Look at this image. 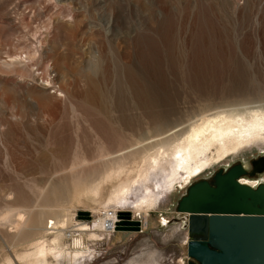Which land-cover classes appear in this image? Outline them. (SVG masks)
<instances>
[{
	"label": "rangeland",
	"instance_id": "rangeland-1",
	"mask_svg": "<svg viewBox=\"0 0 264 264\" xmlns=\"http://www.w3.org/2000/svg\"><path fill=\"white\" fill-rule=\"evenodd\" d=\"M29 52L39 62L11 64ZM229 111L264 112V0H0V264H25L42 237L55 248L57 232L66 254L50 264H192L178 213L188 188L169 186L171 157L128 203L107 202L115 183L99 196L87 188L122 149L139 153L124 160L135 177L169 130ZM250 142L219 161L212 147L192 184L264 156V137ZM148 194L159 205L135 215L129 207ZM110 209L147 228L103 232Z\"/></svg>",
	"mask_w": 264,
	"mask_h": 264
},
{
	"label": "bare ground",
	"instance_id": "bare-ground-1",
	"mask_svg": "<svg viewBox=\"0 0 264 264\" xmlns=\"http://www.w3.org/2000/svg\"><path fill=\"white\" fill-rule=\"evenodd\" d=\"M41 57V54L37 55L36 53L31 54V52H29L25 58H23L22 55L12 58L11 64L26 68L29 62H36L37 60L39 62ZM200 118L201 119L199 121L188 123L187 127H184L181 130L179 127H174L171 129V131L169 130L170 137H165L168 139L162 141L160 140L161 138L159 139L160 141L157 140L156 143L158 142V144L155 143L156 145L154 146V148L157 149H155L156 151L153 154H149L147 149L144 150L141 153V166L138 167L139 169L137 168L138 171L135 177L131 178L128 174L130 169L124 160L131 155H139V153H132V150L128 151L127 149H122L119 155L116 154L113 157L106 158L104 160L102 159V163L105 168L104 177L99 183L93 182L90 185L88 184V193L92 197L99 196L103 184L115 183L112 187V191L109 194L107 202L115 205L122 202L128 203L127 197L132 191L133 187L139 182L141 178L144 177L148 170L160 166L162 159L166 156L171 157L173 162L172 172L168 177L169 186L176 190L180 189V186H182V189H186L192 184L194 180L202 176L208 167H210V165L213 163V160H209L206 155L212 147H216L218 149L217 161H219L228 153L237 150L247 142L264 137V112H254L247 116L231 111L227 113L216 112L203 115V117ZM151 147H153V145ZM149 150H151L150 147ZM183 173H185V176L180 178L179 176L181 174L183 175ZM75 177H73V179ZM244 183L249 184L250 182L244 180ZM158 198L159 197L156 195L148 194L138 203L134 204V206L132 205L129 207V209L135 212V215L150 214L159 205ZM19 219L20 217L15 216L12 218L11 224L19 225ZM108 220L104 214L99 218L98 221L100 225L105 223V226L103 227L105 231H102L114 233L116 231V227L108 224ZM60 224L62 227L65 226V223H59V221L55 222V225ZM142 224L144 229H146L147 224H144V222H142ZM54 234L55 237L52 242L55 248H48L47 245H45L44 237H42V239L34 245L32 251L28 252L21 258L22 261L25 264H50L48 261V256L52 254L55 256H62L63 254L64 256L66 252L63 251L62 247L58 246L60 244L59 242L62 235L60 232ZM93 236L95 238L98 237L96 234ZM84 253V251L78 250L74 253V255L79 256L83 255ZM9 264H12V262L9 261Z\"/></svg>",
	"mask_w": 264,
	"mask_h": 264
},
{
	"label": "water",
	"instance_id": "water-1",
	"mask_svg": "<svg viewBox=\"0 0 264 264\" xmlns=\"http://www.w3.org/2000/svg\"><path fill=\"white\" fill-rule=\"evenodd\" d=\"M237 164L213 181L188 187L178 203L188 230V258L197 264H264V184L253 189L239 180L264 172V156L252 168ZM82 215L90 217L89 213ZM116 231L141 233L142 221L120 211Z\"/></svg>",
	"mask_w": 264,
	"mask_h": 264
},
{
	"label": "flooded vegetation",
	"instance_id": "flooded-vegetation-1",
	"mask_svg": "<svg viewBox=\"0 0 264 264\" xmlns=\"http://www.w3.org/2000/svg\"><path fill=\"white\" fill-rule=\"evenodd\" d=\"M256 160H258V159H256ZM256 160H252V161L250 162V166H251L250 169L252 168L253 163H254V161H256ZM235 165H237V164H234V165L230 166L229 168H227V169L225 170V172L228 171V170H230V169H231L232 167H234ZM258 176H259V175L255 176V177H250L249 175H246V176H243L239 181H240L242 184L248 185V186H250L251 188L256 189V188H258L260 185H263V184H264L262 181H260V180L258 179ZM244 180L247 181V182L249 181L250 183H249V184H246V183H244ZM254 184H255V185H254ZM182 219H183L184 221L186 220L184 217H182ZM192 264H197V263L193 261Z\"/></svg>",
	"mask_w": 264,
	"mask_h": 264
},
{
	"label": "built area",
	"instance_id": "built-area-1",
	"mask_svg": "<svg viewBox=\"0 0 264 264\" xmlns=\"http://www.w3.org/2000/svg\"><path fill=\"white\" fill-rule=\"evenodd\" d=\"M119 212L120 211H118V210L110 209L104 213V216L106 217V219L107 220L109 219L108 224H111V225L116 227V223L119 221V219H118V213ZM141 229H142V231H141V233H142L145 230L143 227V224H142Z\"/></svg>",
	"mask_w": 264,
	"mask_h": 264
}]
</instances>
